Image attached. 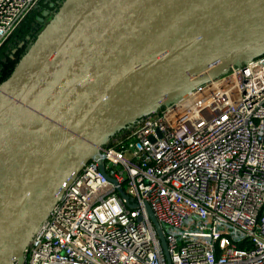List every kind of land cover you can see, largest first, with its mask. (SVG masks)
Returning <instances> with one entry per match:
<instances>
[{
  "label": "water",
  "instance_id": "95a60500",
  "mask_svg": "<svg viewBox=\"0 0 264 264\" xmlns=\"http://www.w3.org/2000/svg\"><path fill=\"white\" fill-rule=\"evenodd\" d=\"M262 55L264 0H66L0 83V264L110 137Z\"/></svg>",
  "mask_w": 264,
  "mask_h": 264
},
{
  "label": "built area",
  "instance_id": "2783aa9c",
  "mask_svg": "<svg viewBox=\"0 0 264 264\" xmlns=\"http://www.w3.org/2000/svg\"><path fill=\"white\" fill-rule=\"evenodd\" d=\"M41 1L0 0V48ZM23 264H264V55L110 137Z\"/></svg>",
  "mask_w": 264,
  "mask_h": 264
},
{
  "label": "trees",
  "instance_id": "16d2710c",
  "mask_svg": "<svg viewBox=\"0 0 264 264\" xmlns=\"http://www.w3.org/2000/svg\"><path fill=\"white\" fill-rule=\"evenodd\" d=\"M66 0H42L37 7L20 25L10 39L0 48V83L8 78L14 68L15 61L18 55L23 52V49H19L16 53L15 58H12V49L16 46L15 43H20L24 40L26 45L33 42L40 31L43 20L44 12L47 9L58 10L59 7L64 4ZM54 4L50 7V4ZM30 36L31 39L27 40L26 37ZM13 43V44H12ZM25 45V46H26Z\"/></svg>",
  "mask_w": 264,
  "mask_h": 264
},
{
  "label": "rangeland",
  "instance_id": "374dc122",
  "mask_svg": "<svg viewBox=\"0 0 264 264\" xmlns=\"http://www.w3.org/2000/svg\"><path fill=\"white\" fill-rule=\"evenodd\" d=\"M63 5V4H62ZM61 5V6H62ZM60 8V7H59ZM47 11V13H48V15H45L44 16V21H43V24H42V27H41V29H40V31L38 32V35L44 30V28L49 24V22L51 21V19H52V17H53V15H54V13L57 11V10H55V9H47L46 10ZM45 11V12H46ZM44 12V13H45ZM35 41V40H34ZM34 41L33 42H30L28 45H26V46H24V48H23V52H21V54L20 55H18V57H17V59H16V61H15V66H14V68H13V70H12V72L10 73V75L8 76V77H10L11 76V74L14 72V70L19 66V64H20V62H21V60H22V58L25 56V54L31 49V47H32V45H33V43H34ZM126 158L128 159V158H130V156L128 155V154H126Z\"/></svg>",
  "mask_w": 264,
  "mask_h": 264
},
{
  "label": "flooded vegetation",
  "instance_id": "af4514ba",
  "mask_svg": "<svg viewBox=\"0 0 264 264\" xmlns=\"http://www.w3.org/2000/svg\"><path fill=\"white\" fill-rule=\"evenodd\" d=\"M39 5H40V4H39ZM39 5H38V7H39ZM53 6H54L53 3L50 4V7H53ZM26 38H27V37H26ZM27 40H28V39H27ZM22 41H24V40H22ZM22 41H20V43H21ZM20 43H17V44L15 43L16 46L12 49V55H11L12 58H15V55H16V53L19 51V49H23V48H24V47H23V48H19V44H20ZM12 44H13V43H12ZM25 45H26V42H25ZM25 45H24V46H25ZM16 49H17V51H15Z\"/></svg>",
  "mask_w": 264,
  "mask_h": 264
}]
</instances>
